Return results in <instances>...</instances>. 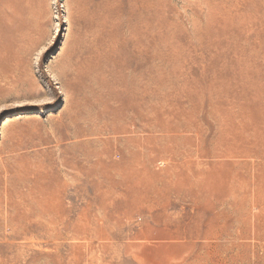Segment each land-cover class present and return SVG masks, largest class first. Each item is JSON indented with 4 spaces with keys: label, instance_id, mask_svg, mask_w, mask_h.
I'll list each match as a JSON object with an SVG mask.
<instances>
[{
    "label": "rangeland",
    "instance_id": "374dc122",
    "mask_svg": "<svg viewBox=\"0 0 264 264\" xmlns=\"http://www.w3.org/2000/svg\"><path fill=\"white\" fill-rule=\"evenodd\" d=\"M263 137L264 0H0V264H264Z\"/></svg>",
    "mask_w": 264,
    "mask_h": 264
},
{
    "label": "bare ground",
    "instance_id": "6f19581e",
    "mask_svg": "<svg viewBox=\"0 0 264 264\" xmlns=\"http://www.w3.org/2000/svg\"><path fill=\"white\" fill-rule=\"evenodd\" d=\"M255 99H256V98H255ZM255 99H253L252 102H254ZM252 102H250V103H252ZM249 108H250V107H249ZM248 110H249V109H248ZM232 112H233V111H231V114H232ZM234 112H235V111H234ZM239 112H240V111H239ZM228 113H230V111H229ZM235 113H236V112H235ZM235 113H233V114H235ZM237 113H238V112H237ZM225 114H226V113H225ZM241 114H242V113H241ZM244 115H245V114H244ZM244 115H243V116H244ZM229 116H231V115H229ZM229 116H228V117H229ZM239 116H240V114H239ZM236 117H237V116H236ZM236 117H235V119H236ZM230 118H231V117H230ZM241 118H242V116H241ZM241 118H240V120H243V119H241ZM251 118H252V117H251ZM233 119H234V115H233ZM235 119H234V120H235ZM250 120H251V119H250ZM253 120H254V119H253ZM237 121H238V120H237ZM245 121H247V120H245ZM255 121H256V120H255ZM227 123H228V122H227ZM229 123H230V122H229ZM236 123H237V122H236ZM242 123H244V122H242ZM247 123H248V121H247ZM247 123H246V125H247ZM225 124H226V123H225ZM249 124H250V123H249ZM260 124H261V123H260ZM237 125H238V124H237ZM242 125H243V124H242ZM239 126H240V125H239ZM243 126H245V125H243ZM243 126H242V127H243ZM258 126H259V125H258ZM262 126H263V125H262ZM226 127H227V126L225 125V128H226ZM236 127H237V126H236ZM256 127H257V126H256ZM237 128H238V127H237ZM253 128H254V126H253ZM256 129H257V128H256ZM258 129H259V128H258ZM233 130H234V129H233ZM247 130H248V129H247ZM239 131H241V130H239ZM224 132H225V131H224ZM232 132H233V131H232ZM234 132H235V131H234ZM242 132H243V131H242ZM244 133H245V132H244ZM244 133H243V135H244ZM262 133H263V132H262ZM233 134H234V133H233ZM238 134H239V133H238ZM255 134H256V133H255ZM230 135H232V133H231ZM236 135H237V133H236ZM246 135L248 136V134H245V136H246ZM237 136H238V135H237ZM241 136H242V135H241ZM247 136H246V137H247ZM225 137H227V136H225ZM233 137H234V136H233ZM238 137H240V135H239ZM248 137H249V136H248ZM254 137H255V135H254ZM263 138H264V137H263ZM230 139L232 140V138H230ZM250 139H251V138H250ZM252 139H254V138H252ZM224 140H225V138H224ZM224 140H223V142H224ZM236 140H238V139H236ZM236 140H234V141H236ZM227 141H229V140L227 139ZM221 142H222V140H221ZM229 143H230V142H229ZM236 143H237V141H236ZM239 143H240V142H239ZM239 143L236 144V145L238 146ZM225 144H227V143H225ZM225 144H224V145H225ZM246 144H247V143H246ZM222 145H223V144H222ZM234 146H235V145H234ZM244 147H245V146H244ZM246 147H247V146H246ZM224 148H225V146H224ZM228 148H229V147H228ZM251 148H252V147H251ZM225 149H226V148H225ZM233 150H234V149H233ZM233 150H232V152H233ZM222 151H223V149H222ZM227 151H228V150H227ZM234 152H235V151H234ZM234 152H233V153H234ZM236 152H237V150H236ZM242 152H243V151H242ZM246 152H247V150H246ZM253 153H254V152H253ZM225 154H226V153H225ZM227 154H228V153H227ZM227 154H226V155H227ZM239 154H240V153H239ZM239 154H238V155H239ZM230 155H231V154H230ZM240 155H241V154H240ZM227 156H229V155H227ZM234 156H235V155H234ZM251 156H252V155H251ZM261 157H262V156H261ZM224 158H226V157H224ZM227 159H228V158H227ZM255 159H256V157H255ZM255 159H254V160H255ZM232 160H233V159H232ZM236 160H237V158H236ZM241 160H242V159H241ZM248 160H249V159H248ZM250 160H251V159H250ZM252 160H253V159H252ZM256 160H257V159H256ZM225 161H226V160H225ZM234 161H235V160H234ZM238 161H239V160H238ZM258 161H259V160H258ZM258 161H257V162H258ZM257 162H256V163H257ZM222 163H223V162H222ZM244 163H245V162H244ZM252 163H253V161H252ZM240 164H241V162H240ZM227 165H228V163H227ZM233 165H235V164H233ZM241 165H242V164H241ZM239 166H240V165H239ZM252 166H254V165H252ZM252 166H251V167H252ZM252 168H253V167H252ZM253 169H254V168H253ZM254 171H255V170H254ZM254 174H255V172H254ZM260 196H261V195H260ZM4 202H5V201H4ZM5 206H6V205H5ZM53 223H54V222H53ZM21 227H22V230H23V229H24V225H22ZM55 228H56V227H55ZM54 231H55V230H54ZM23 239H24V238H23ZM23 243H24V242H23ZM147 245H148V244H147Z\"/></svg>",
    "mask_w": 264,
    "mask_h": 264
}]
</instances>
